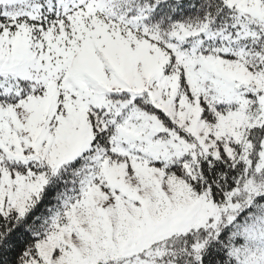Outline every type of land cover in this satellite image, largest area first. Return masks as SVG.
<instances>
[{
    "label": "snow or ice",
    "instance_id": "obj_1",
    "mask_svg": "<svg viewBox=\"0 0 264 264\" xmlns=\"http://www.w3.org/2000/svg\"><path fill=\"white\" fill-rule=\"evenodd\" d=\"M0 264H264V0H0Z\"/></svg>",
    "mask_w": 264,
    "mask_h": 264
}]
</instances>
